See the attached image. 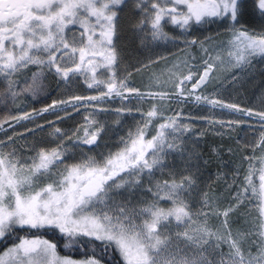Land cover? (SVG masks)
<instances>
[{"label": "snow or ice", "instance_id": "snow-or-ice-1", "mask_svg": "<svg viewBox=\"0 0 264 264\" xmlns=\"http://www.w3.org/2000/svg\"><path fill=\"white\" fill-rule=\"evenodd\" d=\"M124 7L126 0H0V76L7 82L8 94H18L13 90L17 84L15 74L35 65L38 70L32 72L23 88L33 95L42 90L44 69H55L57 78L67 87H71L78 74L85 76L88 88L100 89L99 97L75 95L72 99L76 101H95L113 95L123 100L128 98L125 92L135 93L140 100L164 101L170 93L162 85L169 82L173 84L171 94L192 96L212 78L214 68H239V75H243L253 58L264 60V30L249 31L242 23L245 17L256 16L264 23V0H136L140 17L134 27L153 41L170 38L165 31L169 24L188 32L197 26L219 23L230 33L221 42V51L204 61L202 75L191 70L178 75L168 69L167 80H162L164 73L154 74L157 90L150 86L147 92H141L126 80L118 79L114 67L119 57L113 36L118 14ZM70 25L82 29L80 39H69ZM186 43L198 42L193 39ZM200 44L207 52L203 42ZM65 56H69L68 61H64ZM98 56L102 61L94 59ZM97 63L106 66L112 76L107 80L98 77L96 68L89 67ZM233 79H238V75ZM194 99L213 108L258 116L264 127V112L254 113L202 93L195 94ZM50 107L55 108L56 102ZM123 110L115 109L118 113ZM158 116L163 114L153 104L146 118L142 113L135 131L129 130L127 137H121L118 150L102 159L84 155L70 163L63 143L55 148H29L34 155L25 158L14 146L11 151L6 150L8 145L0 141V242L13 241L0 253V264H264V156L245 157L250 163L234 204L221 210L205 192L202 207L194 211L190 201L196 184L194 177L187 174L177 178L166 163L171 153L183 152L176 134L189 130V125L178 122L175 116L165 117L149 136L148 129ZM28 118V113L12 117L17 121ZM103 130L96 121H89L83 126L79 143L97 145ZM55 132L62 140L61 129L56 128ZM262 146L264 133L255 145ZM166 170L168 179H155L157 173L163 177ZM257 175L259 186L253 180ZM138 188L150 193L151 199L142 197L133 202L131 194ZM253 199L257 201V222L248 231L234 233L230 213L245 200ZM213 216L224 218L219 228L209 224ZM44 228L58 229L66 238L64 247L80 250L84 257L60 255L55 242L35 234L33 238L20 236L18 231Z\"/></svg>", "mask_w": 264, "mask_h": 264}, {"label": "trees", "instance_id": "trees-1", "mask_svg": "<svg viewBox=\"0 0 264 264\" xmlns=\"http://www.w3.org/2000/svg\"><path fill=\"white\" fill-rule=\"evenodd\" d=\"M167 28L166 32L168 33V36L170 35V38L164 39L165 41L163 40L161 43L169 40L167 42L169 45L168 49H166L165 46H161V43L142 45L143 41L140 40L138 35L136 36L133 33L131 27L126 26L125 31L123 29L120 32L121 48L118 60H120L119 63L121 67L126 70L124 79L128 85L138 87L137 89L142 92L148 91L143 88L146 83L136 84L133 78L138 75L140 77L143 72L147 73L149 70L158 68L159 65L169 62L170 58L176 56L175 54L180 52V50L188 48L189 44L182 42L179 43V40H177L178 42L176 41L177 45L174 44L171 46L173 43L171 42V37L177 38L178 35L175 31L176 28L172 25H167ZM220 31L221 30L215 31L214 34H217ZM222 34L227 35L230 33L222 31V33L217 35H213V33L201 35L198 43L195 44V47L188 50H190V53L195 50H200V42L210 40L213 37L221 36ZM159 45L164 52L159 54V52H156L155 48L151 49L154 52H148L150 50L149 47H158ZM161 47L159 49H161ZM157 53L160 56L159 58H151L153 56L156 57V55L158 56ZM191 56L195 57L196 55L193 53ZM199 63L201 65V61H199ZM31 74L32 72L26 75L22 71L15 74L13 79L17 81V84L13 86V90L18 93L15 97L8 94L7 82L3 76H0V125H2V127H0V141H3L8 145L6 150L11 151L14 146L17 149L18 154H21L24 157L30 154L34 155V152L30 153L28 151L29 148H55L58 144L63 143L64 147L68 149L66 160L70 163L79 160L84 155H91L95 156L97 159H102L110 152L118 150L121 146V137H127L129 130L135 131L136 126L141 122L142 113L145 114L144 118H146L147 111L153 104H155L163 116H158L153 119V127L148 129L149 136L154 134L158 123L163 122V118L165 117L175 116L178 122L182 121L184 124L189 125V130L184 131L182 134H176L179 136L177 142L182 144L183 152L176 151L169 155L166 162L168 169L174 172L177 178L181 175L187 174L194 177L196 184L192 190L191 196H202L205 192L221 196L220 199L226 204H220V207L226 208L235 203L234 196L248 171L250 161L246 160L245 157H262L263 155L264 146L255 147L261 139V133H264V127H262L261 121L253 119L246 120L245 118L243 119V117H235L238 119L237 121H243V124L236 123L238 127L218 126L216 125V122H218L224 114L220 112L219 109H211V107L205 105L190 103V100L184 101L183 99L185 98L176 100L174 97L164 101L153 99H119V102L107 100L103 103H94L95 105L93 104V106L99 105L106 109L104 110L105 112L109 109L111 110L108 113H102L101 116H97L99 121L97 118L94 119V121H96L97 124L102 125L104 129L97 140V145L89 146L80 144L78 137L83 135V126L87 125L88 121L85 125L78 126L79 124L74 125L67 121L65 122V117L61 123H59V119L63 116L61 113L76 111L77 108L78 110H81L85 105L39 115L43 112L42 110L44 108L50 107L54 102L72 99V97L69 95H60L62 92L61 82L57 77L47 76L45 72H43V76L41 77L42 90L38 91L36 95H33L30 91H23L24 82L30 80ZM255 82H259V84L257 83L253 85V90L262 88L261 84L264 85V69L256 72ZM171 92L173 93V91ZM204 92L205 89L203 88L195 93L204 94ZM97 93L100 94V92H92L90 94L96 95ZM75 94L86 96L88 93L83 94L77 91ZM128 94V92H125V97L132 96ZM175 97L178 96L175 95ZM22 102L26 105L25 113H28L31 116H39L33 117V119L30 120L20 119L17 121L16 119H12L14 116L21 117L19 104ZM131 103L141 105L143 111H140L139 115L135 114L134 111L128 113L127 108ZM117 108H122L124 110L119 113L114 112V109ZM246 108L251 109L250 106H247ZM17 122V125L12 126V124ZM245 122L261 127V129L256 132H247L245 127H243ZM53 128L61 129L63 133L62 140L58 138L60 134L56 132L52 135L54 137L50 136ZM78 129L80 130L79 132H77ZM9 136L12 137L11 140L8 139ZM69 136L72 137L71 140L68 139ZM14 137H17L15 141ZM90 148L92 151H89ZM81 149H83V151H81ZM161 178H169L168 170L165 171L163 177H161L160 173L156 174L155 179ZM253 180L254 183L259 186V177L254 176ZM144 184L147 186V180L144 181ZM236 224V227L240 228V230L247 231L249 225V223H247V216L241 213L239 221L236 222ZM18 231L20 236L27 235L29 238H33V234L42 238L47 237V239L57 244V250L60 255H70L73 259H82L84 257L82 251L66 249L64 247L66 238L63 234L59 233L58 229L44 228L39 231L35 229ZM12 243L13 241L8 239L0 242V253L5 250L6 246H11Z\"/></svg>", "mask_w": 264, "mask_h": 264}, {"label": "rangeland", "instance_id": "rangeland-1", "mask_svg": "<svg viewBox=\"0 0 264 264\" xmlns=\"http://www.w3.org/2000/svg\"><path fill=\"white\" fill-rule=\"evenodd\" d=\"M229 36H230V34H227V35L222 34L221 36H216L210 40L203 41V47L208 49L207 52L203 51L201 46H200V50H195L194 52H191V53H190V50H188L189 48H185L183 50H180V52L175 54L176 56L170 58L169 62L161 64V65H159L158 68L149 70V72H147V73L143 72V73H141L140 77L138 75L137 77L133 78V80L136 84L146 83V85L143 86L144 89L149 90V88L151 86V88L153 90H157L155 87V84L153 83V79H152L154 74L164 73L162 80H167L169 75H170V73L167 71L168 69H171L173 72L177 73L178 75L187 74L189 72V70H191L194 73H197L198 75H202L203 69L206 67V65L204 64V61L208 58L209 55L215 56L217 53H219L221 51V49H220L221 42L226 41L229 38ZM180 38H181V36H180ZM171 39H172L171 42H173L171 44V46L176 44V41L179 40L178 37L177 38L171 37ZM140 40H143V39L140 37ZM167 42L161 43L162 44L161 46H165V48L168 49L169 45ZM179 43H180V40H179ZM126 45H127V43H126ZM161 46L159 45L158 47H155V46L149 47L150 50L148 52H150V51L154 52L151 49L155 48L156 52H159V54H160V53L164 52V50L162 49ZM160 47H161V49H159ZM193 53L196 55L195 57L191 56V54H193ZM159 54H158V56L156 55V57L153 56L151 58H159L160 57ZM199 58H200V60H199ZM225 59H227L226 56H225ZM119 61L120 60H118V64L116 66H114L116 68V76L118 79H124L125 78L124 76L126 75V70H125V68L121 67ZM199 61H201L202 67H201ZM217 64H218V62H217ZM174 65H178V67H174ZM105 69H106V71H105L106 76H105L104 80H107L109 77L112 76V73L108 70L107 67ZM262 69H264V60H262L260 58H253L252 64L249 66V68L246 70V72L243 75H239L241 72V70L239 68H229L227 66H218L217 68L213 69V71L211 73L212 78H210L207 83L202 85L201 88L196 89L195 92H198L199 90H202L204 88L205 92L203 95L209 96L210 98L219 99V100L223 101L224 103L236 104V105L240 106V108H242V109H248L246 107L250 106L251 110H253L254 113L264 111V89H263L264 85L261 84L262 88H260V89L259 88L257 90L252 89L253 85H255L257 83L259 84V82H257V83L255 82L256 81V72H258ZM85 75L88 76V72H86ZM234 75H238V79H233ZM100 78L103 79L102 75H100ZM196 78H197L196 76L193 77L194 80ZM84 79H85L84 75H76L75 79L72 82L71 87H67L66 84L63 83L64 81L59 79L61 82V90H62L60 95H62V96L69 95V96L73 97V96L77 95V94H75V91H83V92L90 91V90L95 91L94 89H96L97 87L88 88L87 83L85 82ZM172 79L175 80V77H172ZM76 80H78V82H81V84H78ZM260 83H262V82H260ZM129 86H131V85H129ZM162 86L169 93L171 91H173V84L171 82H169L166 85H162ZM101 87H103V86H101ZM135 88H138V87H135ZM98 90L100 92V89H98ZM103 90L107 91L106 88H103ZM145 92H147V91H145ZM195 92L192 96H186V97H175V95L171 94L172 93L171 92L169 98L166 100L171 99V97H174L177 100H180V98L181 99L185 98V99H183L184 101L190 100L191 103H197L194 99V95L198 94V93H195ZM89 95H92V94H87L86 96H89ZM130 95H132V96H129L127 99L140 100L138 97H136L135 93H131ZM95 96L99 97L100 94L97 93ZM119 99H121V98L117 97L115 95H113L111 97H103V98L97 99L95 101H76L73 99H67L66 101H69V104H60V103L56 102V107L55 108L49 107L48 108L49 110L47 111V113H53L54 111L65 110L67 108H76L77 106H84L85 105V107L81 108V110L61 113V115H63V116H61V118L59 119V123H61L63 118L65 117L64 118L65 122L67 121L70 124H74V125L79 124L78 126H82V125H85V123H87V121L88 122L93 121L95 118H97V116H101L102 113H108L111 110V109H109L107 112H105L104 110H102V109H104L103 107H101L99 105L93 106L94 103H97V102L103 103L107 100L108 101H118ZM127 99H124V100H127ZM145 99L148 100L147 98H145ZM155 100H159V99L157 98ZM126 102H128V101H126ZM197 104L211 107V109H219L220 112L224 113L221 116V118L219 119V121L216 122V125H218V126H226V127L227 126H229V127L236 126V127H238L236 125V123L229 124V121H237L238 120L235 117H243V119L245 118L246 120L253 119V120H257V121L259 120L260 121L258 116L249 117V116L244 115L243 112H236L234 110H230L227 108H221L219 106L213 108L211 105H208L206 103H197ZM73 105H75L76 107H73ZM127 109H132V111H134V113L137 115H139L140 111H143L141 105L134 104V103H131ZM25 110H26L25 103H23V102L20 103L19 104V112L21 113V115H20L21 117L24 116ZM114 112H116L115 109H114ZM128 113H129V111H128ZM36 116H38V115H33V116L29 115V118H33ZM97 120L99 121V118H97ZM240 124H243V123H240ZM94 126H96V124L92 125V127H94ZM243 127H245V130H247V132H249V131L256 132L259 129H261V127L254 126L253 124L246 123V122L244 123ZM55 129L53 128L50 136H52L55 133ZM3 130H6V129H3ZM52 137H54V136H52ZM16 138L17 137H14V141L16 140ZM5 139H7V138H5ZM25 141H27V140H25ZM262 156H264V152H263ZM257 164H259V161H257ZM257 177H258V175H257ZM53 178H55V177H53ZM146 187L147 186H145V188ZM124 195L129 196L130 194L125 193ZM202 196H203V194H202ZM202 196H200V195L190 196V201H191V204L193 206L194 211L199 210L202 207V203H203ZM208 196L211 200H213L215 202L216 206L219 209H221V210L225 209V208L220 207L221 206L220 204H223V205L226 204L222 199H220L221 196H218L215 194L214 195L208 194ZM142 197L150 200L151 194L147 193L144 189H139V188L135 190V193L131 194V199L133 200V202L140 200ZM256 203H257V201L255 199H253L251 201L245 200L243 204H240L235 209V211L230 213V223H231V226H232L234 233L237 230H240V228L236 227L237 226L236 222L239 221L241 213H243L245 216H247V223H249L247 231L250 230L252 225L257 222L256 218L258 216V210L254 206ZM205 210H207V209H205ZM223 219L224 218L222 216H220V217L213 216L209 220V224L215 228H219L221 225V221ZM43 239H47V237H44ZM245 247H247V244H245ZM224 251H227L226 246L224 248Z\"/></svg>", "mask_w": 264, "mask_h": 264}, {"label": "flooded vegetation", "instance_id": "flooded-vegetation-1", "mask_svg": "<svg viewBox=\"0 0 264 264\" xmlns=\"http://www.w3.org/2000/svg\"><path fill=\"white\" fill-rule=\"evenodd\" d=\"M127 2V7H124L118 14L117 17V27H116V34L113 36V41L114 44L116 46L117 52H118V57H120V46H121V37L119 36L120 32L125 28L126 26L131 27V29L133 30V33L137 36H139V38L141 37L143 40L144 45H148V44H158L163 42L164 39H159L156 41H153L151 39V37H143L142 34L138 31L137 28L134 27V25L136 24V22L138 21L139 17H140V13L138 12L137 8H136V0H126ZM127 18V21H126ZM242 23H244V25L248 28L249 31H262L264 30V23L261 22L260 18L258 16L254 17V18H248L245 17V19L242 21ZM176 28V34L178 35V38L180 40V42L182 43H186V41H191L193 39L197 40V42L200 39L201 35L204 34H212L213 35H217L219 33H222V31H226L224 29V27L219 24V23H213L210 25H204V26H197L194 27L192 30L188 31V32H182L178 27ZM69 29H72V31L68 32L67 35L69 37V39L71 40L73 38V36L78 40L80 39V32L82 31V29L79 28V26H74V25H70ZM167 29V25L165 27V31ZM221 30L219 33L214 34L215 31ZM227 33H229L228 31H226ZM181 36V38H180ZM189 44V43H186ZM192 47H195V45H191L189 44L188 48L191 49ZM184 49V48H183ZM70 55H72L70 53ZM76 56L77 62H79V53L74 54ZM97 61H102V57H95L94 58ZM119 59V58H118ZM69 60V56H65L64 57V61H68ZM63 62V61H62ZM102 66V67H101ZM89 67H95L96 70V74L98 77H100V75H102V78L104 79L106 76V67H104V65L102 63H97L96 65H92ZM102 69V70H101ZM37 66L35 65H31L29 66V68L22 70L23 73H25L26 75H28L29 73L33 72V71H37ZM53 70V71H52ZM51 71H48L47 69H44V72L46 73L47 76H54L55 78L57 77L55 74V69H52ZM78 75V74H77ZM91 76V73L88 72V77ZM78 84H81V82H78V80H76ZM90 90V91H86V92H96L99 91L98 88ZM80 93L85 94L86 92L83 91H78Z\"/></svg>", "mask_w": 264, "mask_h": 264}, {"label": "bare ground", "instance_id": "bare-ground-1", "mask_svg": "<svg viewBox=\"0 0 264 264\" xmlns=\"http://www.w3.org/2000/svg\"><path fill=\"white\" fill-rule=\"evenodd\" d=\"M173 27H174V26H173ZM167 29H168V28H167ZM170 29H171V28H170ZM170 29H169V30H170ZM169 30H168V31H169ZM170 31H171V30H170ZM175 31H176V30H175ZM175 31H174V32H175ZM172 32H173V31H172ZM173 34H174V33H173ZM169 36H170V35H169ZM207 36H208V35H207ZM164 41H165V40H164ZM101 67H102V66H101ZM104 67H105V66H104ZM96 70H97V69H96ZM101 70H102V69H101ZM52 71H53V70H52ZM84 80H85V79H84ZM56 81H57V80H56ZM59 81H60V80H59ZM63 83L65 84V82H63ZM75 92H77V91H75ZM96 92H99V91H96ZM96 92H95V93H96ZM86 93L90 94V93H92V92H86ZM86 93H85V94H86ZM124 94H125V93H124ZM86 95H87V94H86ZM94 96H95V95H94ZM66 100H67V99H66ZM176 100H177V99H176ZM85 103H86V102H85ZM190 103H191V102H190ZM48 108H49V107H48ZM44 113H45V112L43 111V112H42L41 114H39V115H43ZM46 113H47V112H46ZM39 115H38V116H39ZM36 117H37V116H36ZM30 119H33V118H28V119H26V120H30ZM17 124H18V122H17ZM17 124H16V123H15V124H12V126L17 125ZM12 126H11V127H12ZM26 130H27V129H26Z\"/></svg>", "mask_w": 264, "mask_h": 264}]
</instances>
